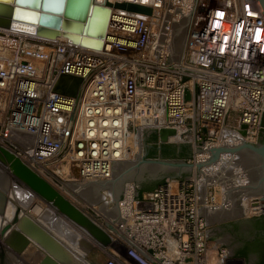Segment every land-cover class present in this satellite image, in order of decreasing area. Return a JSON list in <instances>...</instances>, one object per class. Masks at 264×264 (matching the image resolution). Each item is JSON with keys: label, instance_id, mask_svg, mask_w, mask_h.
<instances>
[{"label": "built area", "instance_id": "2783aa9c", "mask_svg": "<svg viewBox=\"0 0 264 264\" xmlns=\"http://www.w3.org/2000/svg\"><path fill=\"white\" fill-rule=\"evenodd\" d=\"M121 2L153 12L112 7L101 50L0 27V147L54 186L55 172L76 171L87 184L112 178L131 139L175 129L169 142L191 145L192 174L168 177L141 197L128 182L112 204L117 217L95 215L110 243L93 241L87 263L226 264V246L206 240V216H198L201 205H223V185L198 178V161L210 154L197 146L258 143L264 18L255 0ZM185 22L178 59L175 27ZM61 75L84 80L79 99L55 90ZM71 200L88 214L97 209Z\"/></svg>", "mask_w": 264, "mask_h": 264}, {"label": "water", "instance_id": "95a60500", "mask_svg": "<svg viewBox=\"0 0 264 264\" xmlns=\"http://www.w3.org/2000/svg\"><path fill=\"white\" fill-rule=\"evenodd\" d=\"M255 4L257 15L264 18V0H255ZM112 7L147 15L153 12L152 7L147 5L109 0L103 3L96 0H0V27L42 39L65 37L75 44L101 50L107 36ZM185 46L186 37L177 41L178 59L183 57ZM83 83L81 77L61 75L55 90L79 99ZM263 132L264 121L257 144L245 142L228 148L210 146L208 142L206 147L197 146L199 153L210 154V157L198 161V178H208V184H223V205H201L198 208V216H206V225L246 214L252 204L260 205L262 210L259 215L264 216ZM175 134V129H160L159 144H169V136ZM0 163L13 177L14 184L26 187L47 205L36 216L29 214V210L32 211L30 206L17 207L12 219L7 221L8 207L14 197L0 187V223L4 220L0 241L14 256H23V252L33 244L43 255L37 264H86L80 258L85 254L79 257L72 250L80 247L88 253L91 248L92 243L82 242L80 234L87 235L91 242L102 245L110 243L109 234L97 223L94 212L88 214L81 210L11 151L0 147ZM194 167L186 159L165 158L161 154L147 157L142 154L136 160L116 163L109 181L87 183L83 189L92 188L99 192L91 205L102 198L103 190L109 189L116 205L128 182L159 181L172 174L187 173ZM219 226L206 228V240H213L209 237V231ZM108 227L112 229V225ZM226 264L249 262L233 258L226 246Z\"/></svg>", "mask_w": 264, "mask_h": 264}, {"label": "flooded vegetation", "instance_id": "af4514ba", "mask_svg": "<svg viewBox=\"0 0 264 264\" xmlns=\"http://www.w3.org/2000/svg\"><path fill=\"white\" fill-rule=\"evenodd\" d=\"M156 181L145 180L138 183L139 186H152ZM264 216H246L245 214L235 218H224L216 221L220 226L209 231L210 239L226 245L233 258L248 261L249 264H261L264 262ZM241 256H237V255ZM34 261L35 256H31ZM14 260V261H13ZM0 264H34L23 256H14L11 250L0 246ZM37 264V263H36Z\"/></svg>", "mask_w": 264, "mask_h": 264}, {"label": "rangeland", "instance_id": "374dc122", "mask_svg": "<svg viewBox=\"0 0 264 264\" xmlns=\"http://www.w3.org/2000/svg\"><path fill=\"white\" fill-rule=\"evenodd\" d=\"M187 24L188 23L185 22L184 25L182 24V25H179V27L177 26L178 28L177 27L175 28V29H178V31L176 33V36H175V39H174V41H175L174 42V53H175V56L177 55V51H176V43H177V41H179L181 38L187 37V35H186L187 31H188V28H187L188 25ZM3 103H4V101H3ZM171 144H174V143H171ZM129 146H131L132 148L130 147L129 153H128V155L125 156L126 158L124 159V161L136 160L142 154L146 155L145 139L143 141L142 140H138L137 138L136 139L135 138L131 139V141L129 143ZM51 169H52V166H51ZM3 171L6 172L7 174H9L8 170L6 169V167L2 163H0V186H1L2 189H6L7 187H9L10 190H12V186H13V183H14L13 177L9 174L11 176L10 183H9L10 186H9L7 184L8 181L5 180V182H3L4 178H5L4 177L5 175L3 174ZM187 173H189V175H191L192 171H189ZM175 175H181V174H175ZM175 175H170V176H167L166 178H168V177H176ZM77 176L78 175H77L76 171H72L69 174H65V173H61V172L60 173L55 172V176L54 177L58 181L67 182L66 185L65 184L61 185L59 182L56 181L55 182V186L58 187L66 196H68L71 199L76 200L77 202H80V204L86 205V206L87 205H91L92 201L96 200V195L99 192L94 190V189H92V188H84L83 189V185L84 184L80 183L79 181H77L78 180ZM166 178H164V179H166ZM133 182L136 183L137 186L139 187L137 182H135V181H133ZM24 188L25 187H22V189H24ZM109 191H110L109 189L103 190L102 191V193H103L102 198H100V200L94 204L97 208H103V211H101L100 216L97 217L99 219H105V218L106 219H113L114 217H116L117 212H116V209H114L113 205H112V204H114V201H112L111 203H107L106 202V201H108L106 199L107 198L111 199V196H112V194ZM9 194H11V191H10ZM36 198L37 199H35V200L34 199L30 200V201H32L30 204H34L37 201L36 203L41 202L44 205H46V203H44L39 197H36ZM30 204H29V206L31 208L32 205H30ZM27 206H28V204H27ZM253 214L254 213H249V214H246V216H249V215L253 216ZM104 216H106V217L104 218ZM237 217H239V216H237ZM237 217H233V218H230V219H235ZM216 225H219V224L218 223H213V224H209L208 226L209 227H213V226H216ZM212 241L213 242H217L215 240H212ZM0 246L4 247V244L1 241H0ZM78 256H80V255H78ZM16 257H18V256H16ZM23 257L26 258L27 261L33 262L34 264H36L38 262L36 260V258L33 261L32 259H30L28 257H25V255H23Z\"/></svg>", "mask_w": 264, "mask_h": 264}, {"label": "bare ground", "instance_id": "6f19581e", "mask_svg": "<svg viewBox=\"0 0 264 264\" xmlns=\"http://www.w3.org/2000/svg\"><path fill=\"white\" fill-rule=\"evenodd\" d=\"M98 3H103L105 0H96ZM109 1H123V0H109ZM134 1H140V2H142V3H152L154 0H134ZM183 23H181L180 25H182ZM177 27V26H176ZM175 27V28H176ZM178 27H179V25H178ZM177 27V28H178ZM177 31H178V29H175V36H176V33H177ZM32 36V35H31ZM57 38H59V37H57ZM175 42V41H174ZM130 147L131 146H128L127 145V151H126V155H128V153H129V149H130ZM132 148V147H131ZM125 155V156H126ZM120 161H118L117 163H119ZM122 162V161H121ZM3 174L5 175L4 177V181L3 182H5V180L6 181H8V185H9V183H10V175L9 174H7L6 172H4L3 171ZM54 179V178H53ZM55 180V182L57 181V182H59L61 185L62 184H67V182H60V181H58L56 178L54 179ZM102 183H104V182H102ZM204 183L206 184V183H208V178L206 179V178H204ZM90 184V183H89ZM105 184V183H104ZM223 185V184H222ZM1 187V186H0ZM22 187H24V186H20V185H16V183L14 184L13 183V186H12V190H10V188L9 187H7L6 189H4V190H7L9 193H10V191H11V194L12 195H14L13 197H14V200L9 204V207H8V212H7V217H6V220L8 221V220H10V219H12V217L14 216V213H15V211H16V209H17V207H29V204L32 202V201H30V200H35V199H37L34 195H32V193L26 188H24V189H22ZM2 189V188H1ZM37 202V201H36ZM34 203V204H30V205H32L31 206V208H32V212L35 214V215H39V214H41L42 213V211L45 209V208H47V205H44L43 203H41V202H38V203ZM27 204H28V206H27ZM115 209V208H114ZM93 210V212H94V214L95 215H97V214H99V213H101V211H103V208H97V209H92ZM253 212V209H252V205L249 207V209L247 210V212H246V214H249V213H252ZM33 214V215H34ZM245 214V215H246ZM32 215V214H31ZM32 215V216H33ZM117 215V214H116ZM117 217V216H116ZM116 217H114V219L116 218ZM5 219V218H4ZM3 223H4V220H2V222L0 223V231H1V229H2V226H3ZM2 236H0V238H1ZM80 239H82L81 237H80ZM1 240V239H0ZM82 242H85V240H81ZM36 248V246H34L33 244H31L24 252H23V255H25V257L27 256V257H31L32 255L31 254H33V253H31L32 252V250L33 249H35ZM76 249V251H77V254L78 255H82V254H84L85 252L82 250V248H80V247H77V248H75ZM74 249V250H75ZM86 254V253H85ZM80 257V256H79ZM14 261V260H13Z\"/></svg>", "mask_w": 264, "mask_h": 264}, {"label": "trees", "instance_id": "16d2710c", "mask_svg": "<svg viewBox=\"0 0 264 264\" xmlns=\"http://www.w3.org/2000/svg\"><path fill=\"white\" fill-rule=\"evenodd\" d=\"M264 132L262 134L263 141ZM145 147L147 157H157L161 154L165 158H181V159H191L193 157V149L189 144H159L158 133L153 131L151 133H146L145 135ZM175 175V174H172ZM189 173H183L181 175H175L176 177H186ZM165 179L159 180L152 183V186L141 185L138 187L139 196L141 197L146 191H150L158 187L163 183ZM264 219V218H263ZM237 256H241L240 254ZM261 264H264L261 263Z\"/></svg>", "mask_w": 264, "mask_h": 264}, {"label": "crops", "instance_id": "0c3cea01", "mask_svg": "<svg viewBox=\"0 0 264 264\" xmlns=\"http://www.w3.org/2000/svg\"><path fill=\"white\" fill-rule=\"evenodd\" d=\"M29 214L31 215H33L34 213L32 212V211H30L29 210ZM33 216H36L35 214L33 215ZM75 229V228H74ZM79 233V232H78ZM83 240H85V243H92V245H91V248L89 249V251H88V253H86L84 256H81L80 258L86 263V264H88L87 262L89 261V260H91V251H92V247H93V242H91L89 239V237L87 236V235H85V234H83V235H79ZM72 250L75 252V253H77V251H76V249L74 250L73 248H72ZM31 253H33V254H31L32 256H35V258H36V260L37 261H39V260H41L42 259V257H43V255H42V253H41V251L36 247L35 249H33L32 250V252ZM79 254V253H78ZM27 257V256H26ZM28 258H30L31 259V257H28Z\"/></svg>", "mask_w": 264, "mask_h": 264}]
</instances>
